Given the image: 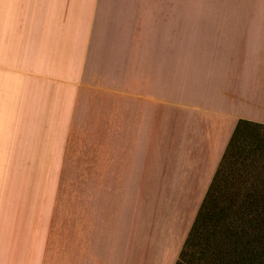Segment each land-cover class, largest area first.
<instances>
[{
  "label": "crops",
  "instance_id": "0c3cea01",
  "mask_svg": "<svg viewBox=\"0 0 264 264\" xmlns=\"http://www.w3.org/2000/svg\"><path fill=\"white\" fill-rule=\"evenodd\" d=\"M117 1L0 0V264H176L238 123L264 124V0L178 2L152 43L159 8Z\"/></svg>",
  "mask_w": 264,
  "mask_h": 264
},
{
  "label": "trees",
  "instance_id": "16d2710c",
  "mask_svg": "<svg viewBox=\"0 0 264 264\" xmlns=\"http://www.w3.org/2000/svg\"><path fill=\"white\" fill-rule=\"evenodd\" d=\"M260 135L264 124L238 123L176 264H191L188 257L195 247L200 249L201 264H264V176L245 181L249 186L234 196L222 189L228 181L227 164L237 157L244 139ZM260 159L264 163V153ZM220 193L229 201L223 207L217 204Z\"/></svg>",
  "mask_w": 264,
  "mask_h": 264
},
{
  "label": "rangeland",
  "instance_id": "374dc122",
  "mask_svg": "<svg viewBox=\"0 0 264 264\" xmlns=\"http://www.w3.org/2000/svg\"><path fill=\"white\" fill-rule=\"evenodd\" d=\"M121 1L122 0H118L117 2L120 3ZM190 1L192 0H126V3L142 2L146 7L154 4L155 7L159 8V12H162V15L160 17L161 19L158 23V26L160 25V30L155 33L152 32L150 28H148L150 29L148 30L150 32L144 33L145 38H147L148 41L152 43L153 40H156L155 38L163 41L172 40V11H175V4L178 2H181L182 4L189 3ZM188 9V6L186 8H183L182 5L183 13H188ZM138 28L139 32L141 27ZM132 35L134 36L135 34ZM94 124L97 123H90L87 126L85 124V126L80 129L76 126V129L72 134L69 156L64 174V186L65 184L74 185L77 183L78 178L81 177L82 179V175L78 176V166L81 169V173L84 168L92 166L91 154L93 152L94 146L92 139V130ZM263 153L264 135H260V138L253 137V139L251 136H248L244 139L237 157L235 155L234 159H231L227 164L228 169L225 171L224 178L228 179V181L222 184V189L227 192V195L233 194L234 196L241 189L247 188L249 184L245 183V181L249 180L250 178H254L255 176L257 177L259 175H261L262 177L264 176V163L263 160H259V157H261ZM219 197L220 200L219 202H217V204H221L222 207L227 204L226 202H229L227 196L225 198V194L220 193ZM235 214L236 210L232 215ZM196 245H198V243H196ZM188 258L190 259L191 264H201L199 260V247H195L194 250H191ZM209 263L211 264V261H209Z\"/></svg>",
  "mask_w": 264,
  "mask_h": 264
}]
</instances>
